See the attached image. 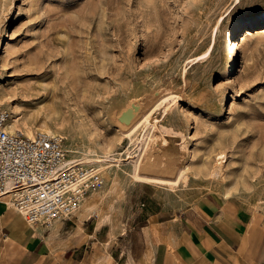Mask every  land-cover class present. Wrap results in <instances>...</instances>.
<instances>
[{"label": "rangeland", "instance_id": "obj_1", "mask_svg": "<svg viewBox=\"0 0 264 264\" xmlns=\"http://www.w3.org/2000/svg\"><path fill=\"white\" fill-rule=\"evenodd\" d=\"M263 27L264 0H0V108L62 137L67 159H102L81 163L112 177L91 193L109 217L89 222L114 242L206 195L264 213Z\"/></svg>", "mask_w": 264, "mask_h": 264}, {"label": "crops", "instance_id": "obj_2", "mask_svg": "<svg viewBox=\"0 0 264 264\" xmlns=\"http://www.w3.org/2000/svg\"><path fill=\"white\" fill-rule=\"evenodd\" d=\"M97 213L46 227L0 199V264H264V213L235 195H206L175 217L149 213L115 242L89 222Z\"/></svg>", "mask_w": 264, "mask_h": 264}, {"label": "built area", "instance_id": "obj_3", "mask_svg": "<svg viewBox=\"0 0 264 264\" xmlns=\"http://www.w3.org/2000/svg\"><path fill=\"white\" fill-rule=\"evenodd\" d=\"M10 116L0 108V199L7 197L30 224L71 220L88 195L104 188L102 171L92 164L66 166L62 137L10 131Z\"/></svg>", "mask_w": 264, "mask_h": 264}, {"label": "bare ground", "instance_id": "obj_4", "mask_svg": "<svg viewBox=\"0 0 264 264\" xmlns=\"http://www.w3.org/2000/svg\"><path fill=\"white\" fill-rule=\"evenodd\" d=\"M249 27H246L243 30V33L240 35V37H237V39H235L234 41L231 42V50L237 55L238 49L243 45L244 41L250 36L252 35V27H255L257 25H260L261 23L259 21H248ZM263 32H264V27H263ZM235 63V56L231 59V62L229 63V66H227L226 71L229 74L231 71V68L233 66V64ZM5 102V98L1 97L0 95V104ZM14 110L12 111L11 116H10V121H9V126L8 129L10 131H15L14 127L15 124H12V121L14 120ZM146 122H150V118L149 115H145L144 117ZM117 122L119 123V125L124 128L128 134H131L137 127L138 123L140 122V119L138 118V115L133 111L130 110V108L127 106H125L124 108H122L118 115H117ZM29 136H33L31 135V133H28ZM146 144V141H145ZM223 155H220L219 158H222ZM96 160L97 162H102V159H92V158H68L66 160L65 165L66 166H73V165H78L84 162H91ZM221 163V162H219ZM222 165V164H221ZM220 167V166H219ZM103 168V167H102ZM138 168V167H137ZM105 171L106 177H108L109 181H112V177L109 173V170H107V167H105V169H103ZM102 170V172H103ZM178 170V169H177ZM219 174V171H215V173ZM212 171L211 174L212 175ZM215 174V175H216ZM214 175V176H215ZM187 177V176H186ZM154 179V178H151ZM113 183V182H112ZM107 191H105L106 193ZM105 193H93L88 195L84 201L81 204L80 210L78 211V214H82L83 216H88L89 214H91L93 211L97 210L98 211V216H99V220L100 222H103L105 220L106 217H109V213L107 215H104V211H103V202L105 200ZM90 216V215H89Z\"/></svg>", "mask_w": 264, "mask_h": 264}]
</instances>
